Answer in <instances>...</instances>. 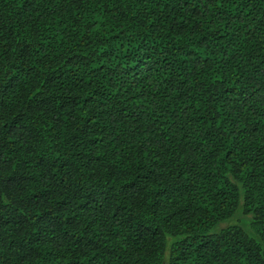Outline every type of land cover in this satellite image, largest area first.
Returning a JSON list of instances; mask_svg holds the SVG:
<instances>
[{
  "label": "trees",
  "instance_id": "obj_1",
  "mask_svg": "<svg viewBox=\"0 0 264 264\" xmlns=\"http://www.w3.org/2000/svg\"><path fill=\"white\" fill-rule=\"evenodd\" d=\"M0 264H264V0H0Z\"/></svg>",
  "mask_w": 264,
  "mask_h": 264
}]
</instances>
